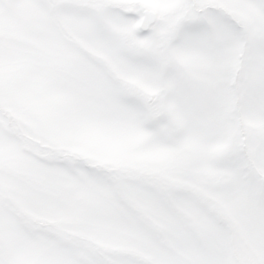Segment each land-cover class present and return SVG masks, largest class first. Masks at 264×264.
Listing matches in <instances>:
<instances>
[{
	"label": "snow or ice",
	"instance_id": "6c2138e0",
	"mask_svg": "<svg viewBox=\"0 0 264 264\" xmlns=\"http://www.w3.org/2000/svg\"><path fill=\"white\" fill-rule=\"evenodd\" d=\"M0 264H264V0H0Z\"/></svg>",
	"mask_w": 264,
	"mask_h": 264
}]
</instances>
